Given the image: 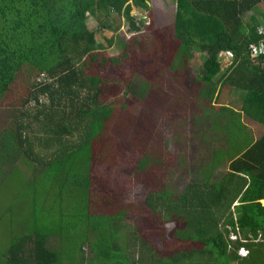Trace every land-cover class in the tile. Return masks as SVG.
Wrapping results in <instances>:
<instances>
[{"label": "trees", "instance_id": "1", "mask_svg": "<svg viewBox=\"0 0 264 264\" xmlns=\"http://www.w3.org/2000/svg\"><path fill=\"white\" fill-rule=\"evenodd\" d=\"M133 8L142 14L133 16ZM255 8L257 14L245 22L243 15ZM150 10L149 0H0V96L21 68L44 76L30 85L25 99L39 107L19 112L16 126L4 128L8 139L17 141L19 157L36 158L34 174L49 173L54 182L77 183L86 190L80 213L92 219L83 222L79 261L69 264H88V251L99 262L127 258L134 242L148 248L154 241L143 238L149 229L183 242L184 253L174 261L194 255L206 264H218V258L228 264L244 247L246 257L236 264H264V131L253 139L242 121L244 115L264 126V52L252 55L249 49L250 43L264 45L258 30L264 23V0H175L173 20L163 26L155 25ZM113 14L130 35L118 40L120 52L108 57L99 53L104 42L87 19L97 20L99 33L112 31L106 39L112 45L121 29L113 24ZM220 52L230 53L233 60L215 79ZM197 65L192 85L209 108L198 106L196 115L206 118L205 135L219 144L209 151L205 145L200 148L195 125L187 128L188 139H197V145L186 160L189 176L174 198L167 171L177 165V147L174 139L168 143L164 138V123L177 119L173 108L182 110L188 95L185 76ZM215 85L244 92L239 110L212 104L219 93ZM40 96L48 103L39 101ZM170 133L176 137L178 131ZM78 152L85 158L82 163L76 160ZM12 156L10 146L7 157ZM224 160H229L227 168L212 179ZM80 170L79 178L74 171ZM122 209L136 220L134 229L124 230L126 236L121 233ZM102 216L106 222L98 221ZM114 225L112 236L106 227ZM67 230L25 232L6 252L0 250V264L2 258L7 264H66L72 241L79 238ZM231 232L240 238L230 239ZM106 247L116 252L110 255Z\"/></svg>", "mask_w": 264, "mask_h": 264}, {"label": "rangeland", "instance_id": "2", "mask_svg": "<svg viewBox=\"0 0 264 264\" xmlns=\"http://www.w3.org/2000/svg\"><path fill=\"white\" fill-rule=\"evenodd\" d=\"M149 2L151 5L150 13L152 14L156 26L166 25L173 20L175 0H149ZM132 13L133 16L137 17L142 14V11L140 9L136 10L133 8ZM251 13L257 14V9L255 8L251 12H247L243 15L245 22H250ZM112 16H115V20L117 22L113 23L114 25L121 24V29L113 35L114 43L112 45H108L106 42V39L113 34L112 31L105 29L99 33L97 30V20L91 16L87 19L88 27L96 29L98 40H101L102 43L104 42V48L100 50L99 53H103L108 57H113L119 53L122 43H119L118 40L123 41V39H126L130 35L127 31L126 24H124L120 19L121 17L119 18L117 14H113ZM218 57L221 63V69L215 76V79L219 77L220 73L223 72L229 66L228 64H230L233 60L232 56L228 52H220ZM201 61L202 59H199V61H197L198 64H201ZM199 65H197V67L192 66V68L188 70V74L185 76L184 86L188 95L184 97L181 111L173 108L172 112L177 119L174 118L171 122L164 123V125H167L164 130V138H166V140L168 139V143H172V139H174V143L177 147L176 151L173 150V154L177 155V165L167 171V184L172 187L170 190L172 191L171 196L173 197L179 194L181 185L189 176V169H187L186 160L190 159L191 156H194V149L197 145V139H195V142L194 140H191L192 138L188 139L187 133L189 131L187 128L190 130V128L195 125L199 141L201 143L200 148H203L205 145V149L207 148V151H209L212 149L213 144H219V142L213 143L216 139L205 135L209 127V122H206V118L204 121V119H201V116L199 117L196 115L199 113V110L197 109L198 106L202 105V109L209 108L208 100L197 96L198 88L195 84L194 86L192 85V81L194 80L193 78L196 75ZM43 77L44 76L42 75L37 76L34 69L30 71L26 67L21 68L15 73L14 79L10 83L9 88L4 95L0 96V155L3 154L4 156H7L9 147L12 146L13 148V163L10 164L0 162V250L1 253L6 252L11 244V241H14V239L19 240L24 236L25 232L33 233L39 227L42 228V232L45 230V233L49 231L54 232L59 228H68L67 232H72L74 236L79 237L72 241L74 243V248L69 250L71 253L70 259H66V264H69V261L73 259L79 261L78 259L81 257V250L79 249V246L82 240V232L86 226L84 223L90 222L92 219L89 218V216H81L80 213L86 190L83 185L77 183H62V181L54 182L53 176H50L49 173L42 172L34 174V170L36 168V158H34L33 155V157L30 156L26 158L23 154H20L19 157V146L17 145V141L8 139V137H10V132L4 129L7 126H11V128L16 126V117L19 115L20 111H24L26 109L29 113H33L39 107L34 100L30 99L29 102H25V99L30 91V88H33V86L30 87V85H37L42 81ZM208 86V83L205 84L203 86L204 90H207ZM214 89L215 94L219 93L218 97H213L212 104H225L235 110H239L244 92L237 90L234 87L226 86L220 88V86L215 85ZM201 94L203 93L200 92V95ZM197 98L201 99L203 103H201V100L198 101ZM39 101H45L48 103L46 96H40ZM160 104L163 105L162 102H160ZM242 121L248 125L253 139L258 138L264 131V126L262 124L247 118L244 115H242ZM33 126L37 129V124L35 122H33L32 127ZM170 130L175 131V134L178 131L177 136L175 137L174 135L175 138L170 133ZM12 131L14 133L17 132L16 129ZM202 132L204 134H202ZM35 133L40 134L39 131ZM29 134H31L30 130ZM204 135L206 137L205 139H203ZM36 148L37 146H35V149ZM76 158L79 163H82L85 159L82 158V155L79 152L76 154ZM40 162L42 161L40 160ZM228 162L229 160H224L219 164V166L212 173V179H219L222 172H224L227 168ZM71 173L69 169L66 176H69ZM78 173L80 174L81 170L74 171V175L79 177ZM59 179L61 178L59 177ZM59 196H61L62 199H58ZM155 197L157 196L155 195ZM260 201L264 204V199H261ZM237 203L238 202L235 201L233 204ZM157 204L163 212L161 198L157 200ZM123 210L125 215L127 210L122 209L121 212ZM125 217L127 219H124L125 224H123L121 233H124L125 229L129 230L131 227H133V229L136 227L135 219H128V215H125ZM106 220L107 217L105 216L98 217V221L106 222ZM115 226L116 225L106 227V230L112 236L115 235V230L113 229ZM220 227H222V222ZM90 233L93 232L90 231ZM126 235L127 233H124V236ZM136 235H138V233H136ZM149 237L154 241L148 243L149 246L146 250L150 251L154 254V256L160 255L162 258L163 255V257H165L171 251L172 258L177 255H179L180 258L182 253H184L185 247H180L183 245V242L180 239L175 241L171 237L164 238L160 229L158 231L155 229H149L147 231V236L145 237L143 235V238L148 239ZM105 241L109 242L110 240ZM94 243L98 244L96 239L94 240ZM132 247H139L138 241L134 242ZM64 249H67V242L66 248L64 247ZM105 251L110 255L116 252L112 249V247H106ZM243 253L244 250L242 251V254ZM242 254L240 253V255ZM256 254L258 255L259 252H256ZM253 255H255V253H253ZM112 258L113 257L111 256V259ZM5 260L6 259L2 258V264H7ZM225 261L226 260L223 258H218V264H223ZM165 264H174V262ZM203 264H206L205 261ZM228 264L232 263L228 261Z\"/></svg>", "mask_w": 264, "mask_h": 264}, {"label": "crops", "instance_id": "3", "mask_svg": "<svg viewBox=\"0 0 264 264\" xmlns=\"http://www.w3.org/2000/svg\"><path fill=\"white\" fill-rule=\"evenodd\" d=\"M4 158V159H3ZM3 159V160H2ZM0 162L2 163H13L12 162V158H9L7 156H3L0 160ZM148 249L147 247H136L134 248V250L132 251V249H127V258H125V256L123 258L120 259H109L108 261H102L99 262L97 260H95L94 255H91L90 251H88V254H86L87 259H91L89 261L88 264H165V263H172L174 262V264H201L204 260L203 257L201 256H194L192 255L190 258H183L181 260L177 259L176 261H174V258L167 260L165 257L162 256V258L160 257V255H156L154 256V254H152L150 251L146 250ZM246 249V248H245ZM167 255H171V251L169 254ZM114 258V256H112ZM246 256H238L237 259L235 260H231L230 262L232 264H236L238 263L239 260H242V258H245ZM75 264V263H73Z\"/></svg>", "mask_w": 264, "mask_h": 264}, {"label": "built area", "instance_id": "4", "mask_svg": "<svg viewBox=\"0 0 264 264\" xmlns=\"http://www.w3.org/2000/svg\"><path fill=\"white\" fill-rule=\"evenodd\" d=\"M258 30L260 33L264 34V23L262 25H260L258 27ZM249 49L251 50V54L252 55H256V54H259V53H263L264 52V45L262 42L256 44V43H250L249 44ZM230 239L232 240H235L237 238H240V236H238L236 233L234 232H231L230 235H229ZM244 250V253L242 254V251ZM247 250L244 248V247H240L239 250H238V253L242 254V255H246L247 253Z\"/></svg>", "mask_w": 264, "mask_h": 264}, {"label": "clouds", "instance_id": "5", "mask_svg": "<svg viewBox=\"0 0 264 264\" xmlns=\"http://www.w3.org/2000/svg\"><path fill=\"white\" fill-rule=\"evenodd\" d=\"M231 55V54H230ZM232 56V55H231ZM232 59H233V57H232ZM232 62V61H231ZM231 62H230V64H231ZM230 64H228V65H230ZM239 254V253H238ZM240 255V254H239ZM241 256H245V255H241Z\"/></svg>", "mask_w": 264, "mask_h": 264}]
</instances>
